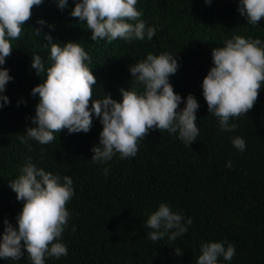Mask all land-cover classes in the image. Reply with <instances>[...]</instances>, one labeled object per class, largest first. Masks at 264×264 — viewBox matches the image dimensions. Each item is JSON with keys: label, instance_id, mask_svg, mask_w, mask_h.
<instances>
[{"label": "trees", "instance_id": "1", "mask_svg": "<svg viewBox=\"0 0 264 264\" xmlns=\"http://www.w3.org/2000/svg\"><path fill=\"white\" fill-rule=\"evenodd\" d=\"M74 3L68 0L63 10L57 0L34 6L3 65L14 79L6 86L9 103L0 107V232L5 218L15 225V215L23 206L8 182L31 160L38 167L70 176L74 187L66 204L71 218L62 233L68 255L45 257V264H196L200 244L210 240L235 246L231 262L223 264H264V86L253 107L236 118L238 127L231 132L218 128L201 88L212 66V48L234 35L264 40V17L255 27L247 24L237 11L238 0H211L210 4L205 0H138L139 19L156 25L153 38L108 43L91 40L86 22L70 15ZM37 18L52 25H45L43 31L50 32L54 41L71 40L90 48L96 98L107 93L119 101L120 88L132 85L129 65L148 52L175 53L179 67L170 83L182 97L180 107L189 93L199 102L197 140L186 146L166 130L155 129L139 142L135 157L120 159L117 153L106 165L96 164L91 148L99 141L102 125L94 117L87 133L69 134L64 129L47 145L34 140L22 143L19 137L25 135V128L35 126L31 117L39 97L30 91L45 78L31 68V56L39 54L47 65L49 51L41 45L43 37L40 41L35 35L34 29L40 27ZM233 136L245 139V151L232 145ZM229 160L231 168L226 166ZM105 166L107 175L102 171ZM161 202L192 218L187 233L175 241L153 242L147 237L150 229L145 222ZM176 246L182 256L175 254ZM0 264L31 262L25 253L19 261L0 259Z\"/></svg>", "mask_w": 264, "mask_h": 264}, {"label": "clouds", "instance_id": "2", "mask_svg": "<svg viewBox=\"0 0 264 264\" xmlns=\"http://www.w3.org/2000/svg\"><path fill=\"white\" fill-rule=\"evenodd\" d=\"M42 3L43 0H0V107L9 103L6 86L14 79L9 69L3 67L13 49L12 42L21 36L32 8ZM137 3L138 0H75L70 15L86 22L92 41L151 40L156 25L139 19L142 12L137 10ZM205 3L210 4L211 0ZM57 7L67 8L68 0H57ZM237 11L246 17L247 24L255 27L264 17V0H238ZM36 23L40 27L34 29L35 35L40 41L43 37L41 45L49 51L47 65L39 54L31 56V68L38 76L45 74V78L30 91L32 96L39 97L35 115L31 117L35 126L25 128V135L19 137L22 143L34 140L47 145L64 129L69 134L87 133L94 117L102 125L99 141L91 148V160L96 164L106 165L117 153L120 159L135 157L139 142L155 129L166 130L186 146L197 140L199 102L189 93L180 107L182 97L170 83V76L179 67L175 53L148 52L145 58L129 65L132 85L120 88L119 101L107 93L96 98L90 48L71 40L54 41L50 32L43 31L45 25L49 28L52 25L43 18H37ZM211 58L212 66L201 83L202 95L209 114L218 121V128L231 132L238 127L236 118L253 107L264 86V40L234 35L222 46L212 48ZM230 139L238 151H245L243 137ZM226 166L231 168L232 162L227 161ZM102 171L107 175L108 167ZM8 183L23 206L15 215V225L7 218L3 221L0 259L19 261L27 253L31 264H45V257H66L68 248L62 233L71 218L66 204L74 195L72 178L38 167L29 160ZM191 223V217L185 218L182 212L173 211L169 203L161 202L147 217L145 225L150 229L147 237L153 242L164 238L175 241L187 233ZM75 230L73 225L72 231ZM199 248L196 264H223L231 262L236 254L235 246L225 240L202 242ZM174 251L177 256L183 255L179 246Z\"/></svg>", "mask_w": 264, "mask_h": 264}]
</instances>
